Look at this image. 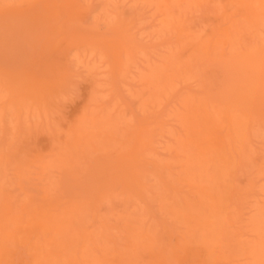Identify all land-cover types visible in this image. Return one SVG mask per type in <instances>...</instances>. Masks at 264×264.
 I'll list each match as a JSON object with an SVG mask.
<instances>
[{
    "label": "bare ground",
    "instance_id": "obj_1",
    "mask_svg": "<svg viewBox=\"0 0 264 264\" xmlns=\"http://www.w3.org/2000/svg\"><path fill=\"white\" fill-rule=\"evenodd\" d=\"M0 264H264V0H0Z\"/></svg>",
    "mask_w": 264,
    "mask_h": 264
}]
</instances>
